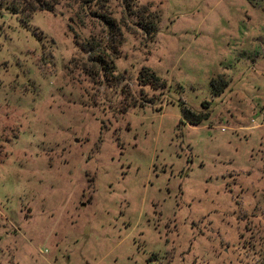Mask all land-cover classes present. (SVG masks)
<instances>
[{
	"label": "rangeland",
	"instance_id": "374dc122",
	"mask_svg": "<svg viewBox=\"0 0 264 264\" xmlns=\"http://www.w3.org/2000/svg\"><path fill=\"white\" fill-rule=\"evenodd\" d=\"M91 1L0 0V264H264V0Z\"/></svg>",
	"mask_w": 264,
	"mask_h": 264
},
{
	"label": "trees",
	"instance_id": "16d2710c",
	"mask_svg": "<svg viewBox=\"0 0 264 264\" xmlns=\"http://www.w3.org/2000/svg\"><path fill=\"white\" fill-rule=\"evenodd\" d=\"M96 1V10L94 12L90 11V14H92V16H95L96 18H98L99 20H101L105 26L106 29L109 33V35L111 34V37H113V41L114 42H118L121 43L122 40V36H123V32H122V26H124L123 24L121 25L120 21L117 20L114 16V13L112 14V12H110V10H108V1L109 0H95ZM112 1V0H111ZM121 3L125 6L126 11H131L133 8H136L135 2L133 0H120ZM93 2V0L91 1ZM53 3V4H52ZM50 4H47L46 7L44 8L45 10L48 11H53L54 10V2H52ZM88 3V1H87ZM42 8V7H41ZM35 11V10H32ZM89 11V10H88ZM149 14H146L148 13ZM145 13V10L141 12L140 11H136V13H132L130 12V14H133L137 17V19L139 20L138 25H140L142 27V30L146 31L148 34L152 32L153 33L156 31L155 29L157 28V24L159 22V18L157 16L156 13L151 12L150 10H148ZM150 29V30H149ZM155 30V31H154ZM118 38V40H117ZM114 69V67L107 65V67H103V70H105L106 72H112ZM148 73V71H143L141 73L142 77H151L154 78V76H148L144 73ZM186 116L188 117L187 113ZM189 119V117H188ZM207 119V118H206Z\"/></svg>",
	"mask_w": 264,
	"mask_h": 264
}]
</instances>
